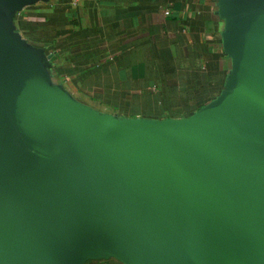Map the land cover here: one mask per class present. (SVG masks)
I'll return each mask as SVG.
<instances>
[{
	"label": "water",
	"instance_id": "water-1",
	"mask_svg": "<svg viewBox=\"0 0 264 264\" xmlns=\"http://www.w3.org/2000/svg\"><path fill=\"white\" fill-rule=\"evenodd\" d=\"M0 0V264H264V0L240 9L236 91L117 128L45 82ZM50 57V56H48Z\"/></svg>",
	"mask_w": 264,
	"mask_h": 264
},
{
	"label": "crops",
	"instance_id": "crops-1",
	"mask_svg": "<svg viewBox=\"0 0 264 264\" xmlns=\"http://www.w3.org/2000/svg\"><path fill=\"white\" fill-rule=\"evenodd\" d=\"M241 16L227 0H26L11 21L41 49L52 90L89 118L124 128L185 120L236 91L246 57Z\"/></svg>",
	"mask_w": 264,
	"mask_h": 264
}]
</instances>
